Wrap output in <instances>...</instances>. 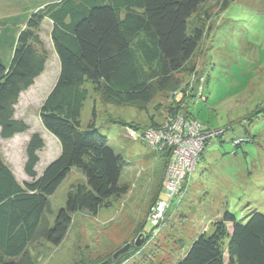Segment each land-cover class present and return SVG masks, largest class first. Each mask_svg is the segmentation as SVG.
I'll return each mask as SVG.
<instances>
[{
  "label": "trees",
  "instance_id": "1",
  "mask_svg": "<svg viewBox=\"0 0 264 264\" xmlns=\"http://www.w3.org/2000/svg\"><path fill=\"white\" fill-rule=\"evenodd\" d=\"M206 1L58 0L31 15L14 42L10 64L5 65L0 58V136L12 139L30 129L15 118L16 105L45 71L48 57L33 43L41 44L34 31L46 19L52 24L51 39L60 74L40 108V120L59 141L61 153L39 176L36 167L45 141L41 134H32L24 166L30 180L23 184L0 155V264H38L42 241L61 245L74 214L97 215L110 207L112 199H121L129 191L128 185L121 184L127 162L109 147L108 137L97 127L96 109L82 129L81 115L90 94L88 84L104 104L132 106L140 111H146L158 95L167 94L172 100L167 115L194 119L186 107L205 77L191 61L206 35L213 33L206 22H198L209 16L200 12ZM228 3L223 1L222 11ZM181 76L191 77L192 86ZM110 121L137 131L161 125L155 118L143 127L118 119ZM160 154L164 173L171 155L168 151ZM73 168L81 171L86 183L71 187L65 207L50 226L46 218L50 197ZM213 227V233L201 234L176 264H264V214L254 212L243 223L225 211ZM144 239L147 242L146 236ZM38 247L41 251L36 256ZM142 247L111 259L110 264L126 263Z\"/></svg>",
  "mask_w": 264,
  "mask_h": 264
},
{
  "label": "rangeland",
  "instance_id": "2",
  "mask_svg": "<svg viewBox=\"0 0 264 264\" xmlns=\"http://www.w3.org/2000/svg\"><path fill=\"white\" fill-rule=\"evenodd\" d=\"M55 1L58 0H0V58L5 65L10 64L14 42L17 43L31 15ZM223 1L208 0L200 7L201 14L207 12L209 16L198 22H206L213 33L210 37L206 35L208 38L191 61L205 79L186 107L194 119L220 135H214L206 144L203 157L187 183L182 204L173 205L160 232H154L148 221L149 211L156 200L167 198L160 187L164 174L162 154L141 140L129 139L126 127L110 121L118 119L143 127L155 118L161 123L167 116L171 98L167 94L158 95L146 111H140L132 106L104 104L88 84L90 94L81 115L82 129L96 109L97 127L108 137L109 147L127 162L121 184L128 185L129 191L121 199H112L110 207L101 209L97 215L74 214L61 245L42 241L43 254L38 264H110L122 248L129 246L121 255L142 245L124 264H176L201 234H212L213 223L225 211L243 223L254 212L264 214V0H229L222 11ZM51 29V22L45 19L40 29L34 31L41 40V44L33 43L34 46L48 57L46 68L16 105L15 118L27 123L30 129L12 139L0 136V155L22 184L30 180L24 166L32 134H41L45 141L36 167L39 176L61 153L59 141L44 129L40 120V108L60 74ZM191 77L181 76L192 86ZM79 183H86V178L73 168L50 197V213L46 217L50 226L57 212L65 207L71 187ZM141 233L147 242L143 236L144 241L138 247L136 242L141 240ZM227 243L228 239L225 247ZM37 250L39 256L41 248Z\"/></svg>",
  "mask_w": 264,
  "mask_h": 264
},
{
  "label": "built area",
  "instance_id": "3",
  "mask_svg": "<svg viewBox=\"0 0 264 264\" xmlns=\"http://www.w3.org/2000/svg\"><path fill=\"white\" fill-rule=\"evenodd\" d=\"M126 132L129 139L145 142L154 152H170L162 181L167 198L156 200L148 216L154 232H160L166 222L167 210L173 205L178 207L185 199L184 188H187L207 140L218 133L209 132L205 125L184 115H167L158 128L137 131L127 127Z\"/></svg>",
  "mask_w": 264,
  "mask_h": 264
},
{
  "label": "water",
  "instance_id": "4",
  "mask_svg": "<svg viewBox=\"0 0 264 264\" xmlns=\"http://www.w3.org/2000/svg\"><path fill=\"white\" fill-rule=\"evenodd\" d=\"M141 240L136 242V246H141L142 242L144 241L143 237H140ZM129 249V246H126L124 248H122L119 252H117L114 256L113 259H116L119 255H121L122 253H125L127 250Z\"/></svg>",
  "mask_w": 264,
  "mask_h": 264
},
{
  "label": "crops",
  "instance_id": "5",
  "mask_svg": "<svg viewBox=\"0 0 264 264\" xmlns=\"http://www.w3.org/2000/svg\"><path fill=\"white\" fill-rule=\"evenodd\" d=\"M44 72H45V71H44ZM40 77H41V76H39L38 78H40ZM38 78H37V79H38ZM37 79H36V80H37ZM36 80H35L34 85L36 84ZM34 85H33V86H34ZM15 117H16V116H15ZM39 153H40V152H39ZM162 173H163V172H162ZM26 181H29V180H26ZM26 181H25V182H26ZM165 225H166V224H165ZM164 229H165V226H164ZM205 231H206V229H205ZM213 231H214V227H213ZM212 233H213V232H212ZM189 248H190V247H189Z\"/></svg>",
  "mask_w": 264,
  "mask_h": 264
},
{
  "label": "bare ground",
  "instance_id": "6",
  "mask_svg": "<svg viewBox=\"0 0 264 264\" xmlns=\"http://www.w3.org/2000/svg\"><path fill=\"white\" fill-rule=\"evenodd\" d=\"M184 190L186 191V188H184ZM168 211V210H167ZM168 215V212L166 213V216Z\"/></svg>",
  "mask_w": 264,
  "mask_h": 264
},
{
  "label": "clouds",
  "instance_id": "7",
  "mask_svg": "<svg viewBox=\"0 0 264 264\" xmlns=\"http://www.w3.org/2000/svg\"><path fill=\"white\" fill-rule=\"evenodd\" d=\"M164 119H165V118H164ZM164 119H163V120H164ZM163 120H162V121H163ZM161 123H162V122H161ZM162 181H163V177H162Z\"/></svg>",
  "mask_w": 264,
  "mask_h": 264
}]
</instances>
